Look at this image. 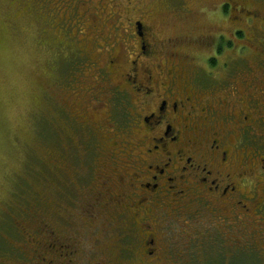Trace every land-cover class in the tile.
Wrapping results in <instances>:
<instances>
[{
	"label": "flooded vegetation",
	"instance_id": "1",
	"mask_svg": "<svg viewBox=\"0 0 264 264\" xmlns=\"http://www.w3.org/2000/svg\"><path fill=\"white\" fill-rule=\"evenodd\" d=\"M224 4L229 1L219 3ZM232 10L239 14L235 22H264V16L237 2ZM127 24L123 41L134 43L129 49L115 51L106 39L98 44L101 50L79 58V64L95 66L92 80L81 83L86 73H71L72 91L89 92L86 109L71 107V147L86 155L102 152L103 160L93 173L71 154V208L77 217H71L70 244L53 228L38 234L65 246L59 255L71 264H156L180 258L164 237L180 227L175 223L189 227L207 212L218 225L203 222V229L220 235L222 244L228 234L234 239L231 233L243 215L248 221L238 230L251 239L221 264H237L236 251L255 262L254 241L264 231V25L249 24L250 35L235 28L230 47L218 50L217 65L210 67L208 56L192 74L175 53L155 61L158 43L150 22L139 17ZM85 165H90L88 159ZM77 222L99 225L105 237L113 225L116 244L98 249L91 243L90 250L79 229H73ZM54 246H46L47 251Z\"/></svg>",
	"mask_w": 264,
	"mask_h": 264
},
{
	"label": "rangeland",
	"instance_id": "2",
	"mask_svg": "<svg viewBox=\"0 0 264 264\" xmlns=\"http://www.w3.org/2000/svg\"><path fill=\"white\" fill-rule=\"evenodd\" d=\"M223 1L0 0V264H47L50 260L71 264L59 255L65 246L38 231L56 229L63 243L70 244L71 217H77L71 208V154L83 169L91 166L93 173L103 160L102 152L86 155L71 147V107L84 108L89 100L88 90L72 91L71 73H86L80 78L82 83L92 80L95 71L92 63L79 64L81 55L86 59L83 53L101 50L98 44H105L106 39L115 51L125 52L134 44L131 38L127 44L123 41L129 18L143 17L150 22L158 43L155 61L163 62L175 53V59L193 74L192 69H199L209 56L213 67L218 63V50L230 47L235 28L250 35L249 24L264 25L258 19L247 23L246 18H238L235 22L237 12L232 10L237 2L264 16V0H227L229 6L219 5ZM239 41L243 42L235 39L236 44ZM98 57L103 63V57ZM224 57L228 59L226 54ZM86 159L90 165H85ZM258 190L261 194L260 186ZM207 214H199V222L191 221L189 227L175 223L180 227L164 237L168 249L178 251L180 258L166 257L156 264H221L231 250L248 245L251 238L245 236L244 229L238 230L246 226L248 218L242 215L241 226L231 233L234 239L228 234L221 244L220 235L203 229V222L211 228L215 226L212 221L217 224V218ZM106 217L107 213L102 216L103 223ZM98 226L77 222L73 229H79L90 250L94 247L91 243L98 249L116 244L114 226L109 227L111 235L107 237L100 234ZM262 233L254 241L258 252L252 256L256 261L236 251L237 264H264ZM30 234L38 246L31 242ZM51 243L55 246L49 253L46 246Z\"/></svg>",
	"mask_w": 264,
	"mask_h": 264
}]
</instances>
